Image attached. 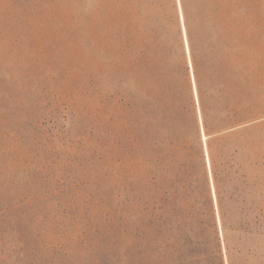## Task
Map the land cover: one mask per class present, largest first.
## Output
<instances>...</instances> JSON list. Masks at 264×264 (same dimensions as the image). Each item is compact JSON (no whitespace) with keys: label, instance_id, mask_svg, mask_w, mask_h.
Instances as JSON below:
<instances>
[{"label":"rangeland","instance_id":"374dc122","mask_svg":"<svg viewBox=\"0 0 264 264\" xmlns=\"http://www.w3.org/2000/svg\"><path fill=\"white\" fill-rule=\"evenodd\" d=\"M233 1L205 6L226 16L203 23L204 86L231 103L229 52L246 13L250 98L264 107V0ZM123 2L0 0V264H264V116L200 138L189 105L192 192H171L159 212L145 203L156 167L133 164L134 87L114 54L124 9L135 19L140 7L139 29L155 14L146 0ZM163 2L182 52L174 0Z\"/></svg>","mask_w":264,"mask_h":264},{"label":"trees","instance_id":"16d2710c","mask_svg":"<svg viewBox=\"0 0 264 264\" xmlns=\"http://www.w3.org/2000/svg\"><path fill=\"white\" fill-rule=\"evenodd\" d=\"M218 1L174 0L182 52L178 49L175 37L170 34L173 19L168 14L163 0L144 2L142 11L153 10L155 15L142 29L138 28L140 20L136 21L137 18L141 20L143 18L139 12L140 7L138 10L136 7L135 16L138 17L135 19L132 18L134 15L132 16L131 10L124 9L120 25H124L126 19L129 32H116L124 40L118 52L114 54V66L123 72L128 68L134 87L131 94L134 103L130 101L125 103L132 118L127 138L129 150L134 155L133 164L156 167V171L150 177L153 193L151 199L145 201L156 212L163 210L164 202L171 192L189 196L193 189L196 173L190 155L192 146L189 139L184 136L185 116L189 112V105L195 110L196 131L200 138L201 131L209 138L224 131L240 129L264 116V107L260 104L254 107L250 98L248 83L252 71L247 42L248 31L243 24L246 13L240 15L243 23L238 47L235 51L229 52L232 59L231 103L230 101L224 103L226 101L224 87H217L208 93L204 86L200 50L207 31L203 23L217 19L223 21L226 16H218L217 13L208 11L205 6L208 4L213 9L220 4ZM123 4L129 6L128 0H124ZM235 20V17L227 20V27L232 29ZM185 36L190 53L186 50ZM134 37H137L136 42L133 40ZM230 41L234 42V36L230 37ZM188 57L192 63L191 77ZM187 78L192 93L191 100L187 98ZM120 94V100H124V93ZM207 95L211 99L209 104ZM197 105L200 114L196 112ZM160 177L170 182L173 180L181 189H173L171 183L169 188L172 191L168 190L158 183Z\"/></svg>","mask_w":264,"mask_h":264},{"label":"water","instance_id":"95a60500","mask_svg":"<svg viewBox=\"0 0 264 264\" xmlns=\"http://www.w3.org/2000/svg\"><path fill=\"white\" fill-rule=\"evenodd\" d=\"M180 19L183 21L182 14H180ZM184 31H185V30H184ZM184 40H185V45H186V50H187V48H188V44H187L186 36H185ZM188 64H189L190 69H191V71H192V68H191V62L189 63V60H188ZM192 83H193V86H194L193 78H192ZM195 92H196V91H195ZM200 123H201V120H200Z\"/></svg>","mask_w":264,"mask_h":264},{"label":"bare ground","instance_id":"6f19581e","mask_svg":"<svg viewBox=\"0 0 264 264\" xmlns=\"http://www.w3.org/2000/svg\"><path fill=\"white\" fill-rule=\"evenodd\" d=\"M187 40V39H186ZM188 48H187V53H190V52H188ZM189 60V63H190V59H188ZM192 64V63H191ZM192 67V66H191ZM191 75L193 76V74H192V71H191ZM194 81V80H193ZM196 93V92H195ZM206 138V136L205 135H203V139H205ZM207 161H208V164H209V159L207 158Z\"/></svg>","mask_w":264,"mask_h":264}]
</instances>
